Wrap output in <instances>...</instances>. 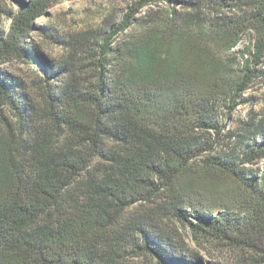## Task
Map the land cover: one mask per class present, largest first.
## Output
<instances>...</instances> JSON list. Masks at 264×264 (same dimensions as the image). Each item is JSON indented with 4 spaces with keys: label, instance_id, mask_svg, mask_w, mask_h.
I'll list each match as a JSON object with an SVG mask.
<instances>
[{
    "label": "trees",
    "instance_id": "16d2710c",
    "mask_svg": "<svg viewBox=\"0 0 264 264\" xmlns=\"http://www.w3.org/2000/svg\"><path fill=\"white\" fill-rule=\"evenodd\" d=\"M63 1L71 0H16L0 31V67L36 59L28 35ZM254 3L256 37L241 86L264 54V0ZM164 47L167 54L158 53L150 34L103 44L105 74L91 89L70 77L40 102L17 96L21 84L0 72V264H116L123 245L157 264H217L178 256L176 234L162 226L170 217L195 238L226 240L264 258V166L246 176L232 159L192 162L208 148L200 132L216 129L230 86L208 52L186 67L172 45ZM245 149L241 163L264 160V138ZM221 177L236 185L233 200L199 198L197 179ZM137 199L145 209L117 223L121 229L107 241V223L115 228Z\"/></svg>",
    "mask_w": 264,
    "mask_h": 264
},
{
    "label": "rangeland",
    "instance_id": "374dc122",
    "mask_svg": "<svg viewBox=\"0 0 264 264\" xmlns=\"http://www.w3.org/2000/svg\"><path fill=\"white\" fill-rule=\"evenodd\" d=\"M254 6V0H156L147 4L141 0L63 1L37 19L28 35L27 47L36 59L30 62L14 59L1 65L0 72L21 84L16 88L17 96L26 95L29 100L40 102L47 93L57 95L70 77L83 88L91 89L105 74L99 65L103 44L114 48L150 34L158 53L167 54L164 45H172L179 52L180 61L187 62L186 67L198 53L206 51L230 88L225 101L218 103L216 129L200 132L208 148L192 162L197 165L207 157L232 159L241 173L256 175L261 172L264 160L251 163L241 160L246 146L258 144L264 138V54L253 66L254 77L246 86L239 85L245 73L244 62L253 53ZM15 10L16 0H0V31L7 30L10 23L7 15ZM125 23L127 28L122 30ZM1 110L5 117L13 119L9 109L1 107ZM194 186L199 198L205 200L234 199L236 185L229 179L221 177L209 182L197 179ZM146 205L137 199L115 221V228L110 229L108 222L105 239L113 241L121 229L116 224L126 222ZM162 226L176 234L174 247L178 256L187 259L197 256L204 263L264 264L261 251L209 236L195 238L187 224L182 225L172 217L164 218ZM137 238L140 241L141 237ZM260 247L264 250V239ZM114 259L116 264H157L156 258L138 253L129 245L121 246Z\"/></svg>",
    "mask_w": 264,
    "mask_h": 264
}]
</instances>
